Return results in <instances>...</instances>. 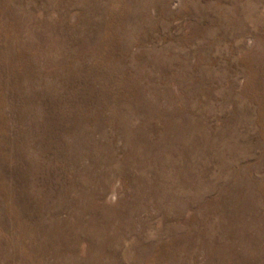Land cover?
Returning a JSON list of instances; mask_svg holds the SVG:
<instances>
[{
  "label": "rangeland",
  "instance_id": "rangeland-1",
  "mask_svg": "<svg viewBox=\"0 0 264 264\" xmlns=\"http://www.w3.org/2000/svg\"><path fill=\"white\" fill-rule=\"evenodd\" d=\"M0 264H264V0H0Z\"/></svg>",
  "mask_w": 264,
  "mask_h": 264
}]
</instances>
